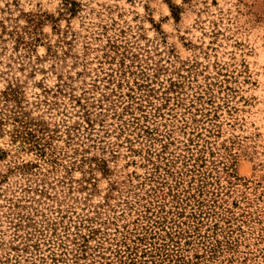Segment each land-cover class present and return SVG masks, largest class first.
<instances>
[{
  "label": "rangeland",
  "instance_id": "rangeland-1",
  "mask_svg": "<svg viewBox=\"0 0 264 264\" xmlns=\"http://www.w3.org/2000/svg\"><path fill=\"white\" fill-rule=\"evenodd\" d=\"M0 264H264V0H0Z\"/></svg>",
  "mask_w": 264,
  "mask_h": 264
},
{
  "label": "trees",
  "instance_id": "trees-1",
  "mask_svg": "<svg viewBox=\"0 0 264 264\" xmlns=\"http://www.w3.org/2000/svg\"><path fill=\"white\" fill-rule=\"evenodd\" d=\"M201 193H202V189H199L197 192V196H200ZM191 196L195 197V194H191ZM198 203H200V205H201L202 203H204V201L201 199V200H198Z\"/></svg>",
  "mask_w": 264,
  "mask_h": 264
}]
</instances>
